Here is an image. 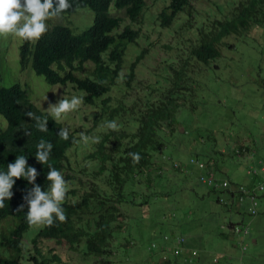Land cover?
I'll return each instance as SVG.
<instances>
[{
	"label": "trees",
	"instance_id": "1",
	"mask_svg": "<svg viewBox=\"0 0 264 264\" xmlns=\"http://www.w3.org/2000/svg\"><path fill=\"white\" fill-rule=\"evenodd\" d=\"M150 1L76 0L64 17L75 16L83 10L91 11L94 14L92 27L70 32L61 21L38 42L24 41L21 46L23 69L30 66L53 86H73L82 93L83 103L93 113L84 118L83 126L91 125L84 132L88 138L86 141L77 130H70L69 139L63 140L57 133L65 127L52 114L38 108L21 83L7 79L9 84L0 87V116L3 118V123L0 121V172H7V165L22 155L27 158L29 166L37 169L36 183L43 190H49L51 183L47 181L49 165L61 172L68 184L76 186L68 191L62 202L66 222L56 220L54 226L41 225L39 231L32 233L36 225L30 226L27 222V205L23 211H17L32 185L25 179L16 180L13 198L6 200L5 207L0 209V225H3L0 264H137L132 258L138 240V236H132L133 228L141 229L148 218L155 224L168 227L163 209L160 215L152 217L150 212L160 206L164 198L172 196L174 186L181 187L191 174L194 177L200 174L193 166L183 164L181 168L176 167L182 163L181 155L167 152V148L172 136L180 138L194 133L193 126L183 127L179 122L180 113L184 110L196 112L197 107L206 104L208 78L213 70L218 69L216 63L224 57V52L234 49L237 40L243 42L250 37L251 28L264 25V0H231L227 1V7L217 4L223 19L212 20L207 11L209 19L205 21L204 18L200 23L195 14L189 13L191 20L183 26L177 22L182 14L190 12L192 0H153V4L163 3V6L158 8V13L152 14H149ZM148 17L153 26H158L160 32L167 30L169 35L175 34V23V26L188 30L192 37L187 40L193 43V47L188 57L181 56V61L174 57L164 59L167 76L159 73V78L163 77L161 80L168 86L163 90L155 89L157 84L145 86L143 97L136 95L133 98L131 90L137 79V65L153 55L151 49L158 42L148 43L139 50L128 74L122 72L130 48L140 46L141 41L146 42L143 29ZM166 48L169 50L172 46ZM204 70L210 75H203L206 78L200 79L199 73ZM27 112L46 118L48 131L38 130L36 121L30 119ZM113 120L119 131L106 127ZM210 139L208 135L203 149H212ZM41 140L53 145L45 165L35 158ZM213 141L216 144V138ZM79 149L84 159L74 160L72 151ZM245 150L251 151L250 147L239 146L232 157ZM129 153H139L142 159L134 164ZM212 154L210 150L209 154L194 153L193 156L210 162ZM213 163H208L209 168L219 178V162ZM256 163L261 167L264 158L257 157ZM170 174L177 181L166 189ZM180 176H185L184 180L178 179ZM262 176L250 175L252 183L247 187H254L252 184ZM239 186L241 184L232 182L233 189L211 188V191L218 194L219 204L226 202L224 206L241 215L243 206L239 207L247 200L241 202L239 194L234 192ZM259 199L264 202V193ZM262 214L264 209L258 216ZM177 218V210H174L173 219L177 221ZM240 224L246 223L244 220L230 222L229 226ZM175 231L159 232L155 237H150L148 229L141 231L139 243L143 247L148 245L153 257L144 264H197L200 261L199 254L193 256L195 250L188 247V239L176 235ZM165 234L170 236V241H165ZM179 236L185 238L186 251L166 260L158 258L159 253L172 251L174 239ZM27 243L34 246L35 254L30 252ZM152 244L157 247L153 248ZM234 246L239 248L236 242ZM72 254L76 255L75 260L71 259ZM243 261L242 258L241 263Z\"/></svg>",
	"mask_w": 264,
	"mask_h": 264
},
{
	"label": "rangeland",
	"instance_id": "2",
	"mask_svg": "<svg viewBox=\"0 0 264 264\" xmlns=\"http://www.w3.org/2000/svg\"><path fill=\"white\" fill-rule=\"evenodd\" d=\"M152 1L149 4V14L158 13V8L162 7L163 3L155 5ZM227 1L231 0H192L191 7L188 9L190 12L182 14L177 23L183 26L188 20H191L189 13L195 14L200 23L204 18L207 21L210 17L209 14L212 16V20L223 19V15L219 13L216 5L223 4L227 7ZM207 11L209 14L206 13ZM84 13L91 16V22L83 25L86 21L82 19L86 20V16L81 15L80 24L83 26H79L78 31L88 29L93 23V12L84 11ZM151 25L152 22L148 17L143 29L146 42L141 41L140 46L130 48L122 72L123 75L128 74V69L137 60L139 50H143V47H146L148 43L158 42L151 49L153 55L137 65V79L131 90L133 98L136 95L143 97V91L147 88L145 86L154 84L156 86L157 84V87L154 88L162 90L168 86L161 80L167 76V72L164 71V59L174 57L176 61H181V56L188 57L193 47V43L187 40L192 37V34L186 29L175 26L176 23L174 24V35L173 33L169 35L167 30L160 32L158 26ZM251 29L250 37H246L243 42L237 40L234 49L224 52V57L216 63L217 66L219 65L217 70H213L211 75L205 70L203 73H199L200 79L206 78L203 75H210L207 89L209 97H206V104L197 107L196 112L184 110L179 116V122L183 123V127L193 126L194 133L186 134V137L180 138L172 136L170 146L167 148V152L172 151L176 156L181 155L182 164H186L194 158V153L209 154L211 150L213 159L205 163L211 165L218 160L221 169L219 178L227 179L228 177L231 183L235 182L245 186H251L250 175H252L253 169H257V171L264 169V164L261 167L259 164L255 165L257 157L264 158V25ZM21 43L20 38L0 35V87L9 84L7 79L12 83H21L22 87L29 91L36 106L50 114L52 113L49 110V101L56 103L60 97L68 100H71L73 96L82 97V93L76 91L71 85L53 86L43 77L38 76L30 66L24 70L20 62ZM167 45L172 46V49L168 50ZM159 73L163 76L161 79ZM116 104L115 100L114 105ZM92 113L93 110L82 101L76 110L62 114L58 121L71 131L77 130L81 135L91 127L90 123L87 128L83 126V123L84 118L90 117ZM2 119L0 116V121ZM178 127L182 128L181 125ZM205 135L206 137H204ZM208 135L212 141L210 144L212 149L205 150L202 145L208 142L206 140ZM214 138H216V144H214ZM239 146L250 147L251 151L245 150L244 153L232 157V153ZM72 154L74 160L84 159L80 149L73 150ZM193 167L197 169L195 166ZM197 170L201 172L199 169ZM184 177L180 176L178 179L184 180ZM175 181L177 178L170 174L166 189ZM184 181L181 187L174 186L172 196L164 198L160 206H156L150 212L152 217V215H160L161 209H163L166 212L165 220L168 227L165 224H155L148 218L141 229L134 227L131 231L132 236H138L132 257L137 264L147 263L153 258L147 249L148 245L143 247L139 243V238L142 236L141 231L147 229L150 230V237L157 236L159 232L171 233L176 230V235H183L188 239L190 242L188 247L199 252L200 261L195 260L198 261L197 264H240L242 258L244 261L241 264H264V214L250 217L251 203L249 200L244 201L240 207L238 206L239 209L243 206L241 215L224 206V201L223 204H219L218 194L212 192L211 187L203 184L199 175L194 177L191 174ZM261 181L262 177L252 185ZM68 187L69 191L76 188L71 184H68ZM161 206L162 208H159ZM258 209L259 211L264 209V202L260 199ZM174 210H177V221L173 219ZM242 220L250 226L251 230V235L247 240L249 249L246 252H242L240 247L234 246L235 242L238 243L239 238L235 236L233 239L227 229L230 222L238 223ZM2 226L1 224L0 232ZM41 227V225H36L31 232L36 233ZM145 239L148 240L146 236ZM29 244L26 245L30 252L35 254L34 246ZM171 250L170 253L168 251L159 253L158 258L167 259L173 256L174 244H172ZM72 256L74 257L71 259L75 260L76 255L72 254Z\"/></svg>",
	"mask_w": 264,
	"mask_h": 264
},
{
	"label": "clouds",
	"instance_id": "3",
	"mask_svg": "<svg viewBox=\"0 0 264 264\" xmlns=\"http://www.w3.org/2000/svg\"><path fill=\"white\" fill-rule=\"evenodd\" d=\"M75 2L76 0H73L72 3L69 0H0V35H11L15 38H20L22 40L21 46H23L24 41L38 42L48 33L49 29L61 21L64 22V25L70 32H81L78 31V27L82 25L80 24V19H82L80 16H86V20H82L86 21L83 25H87L91 22L90 15H86L84 10L76 13L75 16L64 17L65 15H63L73 7ZM93 24L94 19L90 27ZM82 100V97L76 96H73L71 100L60 97L56 103L49 101V110L53 114L54 119L59 120L62 114L76 110L81 105ZM26 115L36 121L38 130L42 132L48 131V121L46 118L41 119L32 112H27ZM106 127L119 131L115 120L108 122ZM57 134L61 139L68 140L70 130L66 127L61 128ZM25 135H28V133L26 132ZM81 137L85 141L88 139L83 133H81ZM96 142H99L98 138ZM52 149V143L41 140L37 145L35 154L37 162L43 165L47 164ZM128 155L132 158L134 164H138L142 159L139 153H129ZM189 162L184 165L191 166ZM180 165L183 164L181 163ZM38 175L37 169L28 165V160L25 156H17L13 163H9L7 165V172H0V209L5 207L6 200L13 198V187L16 180L25 179L32 187L27 190L24 196V203L18 206L17 211H23L25 205H27L26 218L28 224L30 226L46 225L51 227L54 226L56 220L66 222L67 216L65 209L62 207V202L65 201L69 191L68 182L64 179L61 172L49 165L47 181L51 183L49 190L45 191L36 183ZM232 238H234L233 235Z\"/></svg>",
	"mask_w": 264,
	"mask_h": 264
},
{
	"label": "built area",
	"instance_id": "4",
	"mask_svg": "<svg viewBox=\"0 0 264 264\" xmlns=\"http://www.w3.org/2000/svg\"><path fill=\"white\" fill-rule=\"evenodd\" d=\"M189 165L195 166L197 169L201 171L200 181L203 184L208 185L214 189H233L232 183L228 179H222L216 177L212 169L209 168V164H206L203 161L198 160L197 158H192L189 162ZM176 167L181 168L182 165L176 164ZM254 176L259 174H263L262 181L257 183L254 187L249 188L245 185H241L234 190V192L239 194L240 201L249 200L251 203L250 214L252 217H257L259 215L258 203H259V195L264 193V169L257 171V169H253L251 172ZM235 189V188H234ZM261 192V193H260ZM226 203V202H225ZM229 233H231L234 237L237 236L239 238L238 246L241 248L242 252L248 251L249 245L247 240L251 235L250 226L248 224H240L235 226H230L228 228ZM165 241H170V236H165ZM185 238L184 237H176L174 239V255L183 254L186 249L184 247ZM178 246V247H177ZM153 248H156V244H152ZM198 252L194 251L193 256H197ZM166 260V259H165Z\"/></svg>",
	"mask_w": 264,
	"mask_h": 264
}]
</instances>
